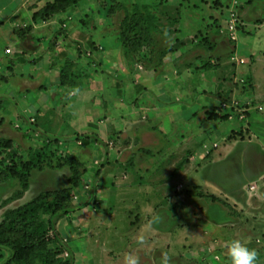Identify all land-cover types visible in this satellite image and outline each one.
<instances>
[{"label": "rangeland", "instance_id": "374dc122", "mask_svg": "<svg viewBox=\"0 0 264 264\" xmlns=\"http://www.w3.org/2000/svg\"><path fill=\"white\" fill-rule=\"evenodd\" d=\"M54 1L0 0V222L42 192L69 189V213L55 230L67 248L60 257L72 264H124L126 253L159 264L162 252L169 264H229L226 247H215L226 236L217 228L223 215L250 225L253 235L241 241L264 264V155L252 152L264 153V0H82L47 17L42 10ZM135 6L149 35L129 57L120 34ZM40 48L53 52L37 60ZM173 52L186 56L170 69L175 93L166 94L162 58ZM72 69L95 80L89 91L74 85ZM162 73L164 94L152 103L168 129L143 123L158 110L137 94ZM178 130L172 146L151 134ZM36 155L42 170L22 191L4 169ZM184 207L191 219L174 227L157 213L179 218ZM147 208L153 231L139 227ZM206 213L216 230L200 233ZM202 236L212 252L199 246ZM5 257L0 250V264Z\"/></svg>", "mask_w": 264, "mask_h": 264}, {"label": "trees", "instance_id": "16d2710c", "mask_svg": "<svg viewBox=\"0 0 264 264\" xmlns=\"http://www.w3.org/2000/svg\"><path fill=\"white\" fill-rule=\"evenodd\" d=\"M79 1L82 0H55L53 3L47 4L42 13L50 17ZM141 9V7L135 6L132 14L127 15L122 23L120 42L126 56L129 57H134L142 49L149 35ZM63 74L61 69L59 76ZM70 76L71 79L73 78L74 85L78 86L82 79L88 78V75L86 78L77 77L78 75L74 73L73 69ZM62 78L60 77V80ZM60 83H64L63 79ZM42 159V155H36L21 163L19 167L5 168L4 172L21 182V190L25 191L28 188L31 171L42 170ZM70 168L74 175L76 167ZM74 179L77 181V178ZM73 185L75 186V183ZM71 198L72 194L69 189L46 191L26 204L6 211L0 222V250L6 253L1 264H72V259L60 257L67 248L55 230V221L69 213L68 204Z\"/></svg>", "mask_w": 264, "mask_h": 264}, {"label": "crops", "instance_id": "0c3cea01", "mask_svg": "<svg viewBox=\"0 0 264 264\" xmlns=\"http://www.w3.org/2000/svg\"><path fill=\"white\" fill-rule=\"evenodd\" d=\"M177 27H178V29H182V26H181V23H179V25H177ZM15 38V37H14ZM76 39H73L72 41H75ZM45 41H46V39L45 38H42V37H38V38H34L33 39V43L35 42V44H39L40 46L39 47H42V45L45 43ZM53 44V43H52ZM72 44V43H71ZM41 49V56H39L38 58H37V60H41V61H43V60H45L47 57H48V55H50V54H52V52L53 51H46L47 49H43V48H40ZM55 50H57V51H59L58 49L59 48H54ZM33 49H28V51L29 52H31ZM175 52H173V53H167L166 55H165V57H163L162 58V61L163 62H165V63H163L162 65H164V68L165 69H168V67H169V69H168V72L166 73L167 75H166V77H165V81L168 83V88H169V90H166L165 92H166V94H168V91H171L172 93H175V91H174V89H171V87H173L172 85H173V80H172V78L170 77V75H169V73H171L170 71H172V70H170V69H176V67H180V65H181V59H183V57L184 56H186V54H183V57H181V55H177V57H175V55H176V53L174 54ZM57 55V54H56ZM168 56V57H167ZM179 57V58H178ZM176 66V67H175ZM42 69H44L43 67H42ZM45 72L46 73H48V71L47 70H45ZM173 72V71H172ZM89 73V72H88ZM162 75H164L165 76V73H162L161 75H159L158 77H156L155 79L154 78H150L149 80H151L150 81V83H149V85H143L144 87H142V90H141V86L142 85H140L139 84V86L138 85H136V86H138L137 87V94H140V93H146L147 95H146V97H142V98H140V99H143L144 100V104H143V107H145V108H147V109H149L148 111H150L151 109L150 108H152V109H154L155 111H157L159 108L156 106V105H154L152 102H155V100L156 101H158V98H161V95L162 94H164V90L163 89H160V87L158 86V78L159 77H161ZM95 80L94 79H92L91 77H90V75L88 76V78L86 79V80H81V84H80V86H84V89H82V91L83 92H86V91H89V89H90V84H94L95 82H94ZM138 84V83H137ZM147 87V88H146ZM156 94V95H155ZM155 95V96H154ZM164 100L163 101H167V97H162ZM31 107H33V106H31ZM260 107V106H259ZM158 113L157 114H154L153 116H145V117H143V120L145 121V122H143V123H149V124H152V125H158V126H162V129H163V126H164V128L165 129H168L167 128V126H168V123H167V121H166V119H165V116H163V113H160V111L158 110L157 111ZM36 112H33V114H35ZM30 114H32V111H30ZM142 114V113H141ZM151 114H153L152 112H151ZM159 114H160V116H159ZM156 115V116H155ZM40 118H42V117H40ZM152 120V121H151ZM84 121H85V119H84ZM129 122V121H128ZM192 123V122H191ZM125 124V123H124ZM126 125V124H125ZM181 128H185V125H183ZM164 132H151V134H153L154 136V139L156 140V141H159V140H162V141H165L166 143H168V145H173L174 143H172V141L174 140V139H177L176 137L177 136H179V137H181L180 136V133L181 134H184V132L183 131H181V132H179V130L176 132V133H174V134H172L171 136H169V138L167 137V135L166 134H163ZM170 142V143H169ZM171 145V146H172ZM183 148H185L186 147V145L184 144L183 146H182ZM253 148H256V146H254ZM251 151V150H250ZM244 152L245 151H242V152H240L241 153V156L244 154ZM253 153H254V155L256 156V154L255 153H257V155H259V156H263L264 155V153L261 151L260 153L261 154H259V152H257V150L256 151H252ZM253 169H255V168H253ZM257 180H259L258 178H257ZM255 182V181H254ZM199 186V185H198ZM120 187H122V188H124L123 187V184H120V185H118L117 183H116V189L118 190V189H120ZM115 189V190H116ZM260 199L261 198H259V202L257 203V204H263L264 203V200H261L260 201ZM192 199H189V205H192L193 203H192ZM180 205V204H179ZM185 204H182L180 207H183ZM186 205H188V204H186ZM185 205V206H186ZM247 205V209L249 210V212H251L252 210H253V206L254 205H256V204H254V205H249V203L248 204H246ZM235 206V205H234ZM186 209H187V207L185 208H183V211H180V210H178L179 211V214H178V217L179 218H176L175 216V214H172L171 216H169L167 213H166V211H165V209L164 210H160V212L159 211H157V213L159 214H161V215H163V216H167L169 219H168V221L171 223L170 224V226L171 227H174L175 226V221L176 220H182V221H189L190 219H191V216H189V217H187V218H185L186 216V214H184V212L186 211ZM188 210V209H187ZM148 212V213H151V211H152V208H150V209H143V213H142V217H144L141 221H143V224H141L139 227H141V229L143 230V229H145V230H150V231H153L154 229H152V228H150V226H148V227H146L145 226V224H144V221H146V217L149 215H146L147 213H145V212ZM188 211H191V209H189ZM187 213H189V212H187ZM155 214H156V212H155ZM154 214V215H155ZM219 214H221V216L223 215V210H222V208H220V211H219ZM208 215H207V213H206V215H205V217H204V219H205V224H203V227H201V230H200V233L202 232V230H204V229H207V230H209V232L208 233H211L212 231H214V229L215 228H213V226H212V223H210V221L208 222V217H207ZM261 217H263V216H261ZM223 220H225V221H223ZM228 220V222H226ZM178 223H180V222H178ZM177 223V224H178ZM244 223H242V222H240L238 219H227V218H225V216L223 215L222 216V223L221 224H218L217 225V228H219V230H221V231H223L224 233H225V237L223 236V237H221L220 239L218 238L217 239V242L215 243V247H218V248H223V247H226V242H227V240H230V239H243L244 238V240L245 241H248V239H249V237L250 236H252L253 234H252V232H251V230L249 229V227L248 226H250V225H243ZM216 230V229H215ZM261 234V233H260ZM263 234H264V230H263ZM202 242L200 243V247L201 248H204V249H206V253H208V252H212V250H210L211 249V247H212V241L211 240H208V238H204V236H202ZM204 242V243H203ZM188 243H190V242H188ZM225 251V250H224Z\"/></svg>", "mask_w": 264, "mask_h": 264}, {"label": "clouds", "instance_id": "9594fccd", "mask_svg": "<svg viewBox=\"0 0 264 264\" xmlns=\"http://www.w3.org/2000/svg\"><path fill=\"white\" fill-rule=\"evenodd\" d=\"M226 254L229 264H257V252L248 247L240 239H230L226 242ZM124 264H139L138 257L132 253L123 256ZM170 257L167 252H162L159 264H169Z\"/></svg>", "mask_w": 264, "mask_h": 264}, {"label": "built area", "instance_id": "2783aa9c", "mask_svg": "<svg viewBox=\"0 0 264 264\" xmlns=\"http://www.w3.org/2000/svg\"><path fill=\"white\" fill-rule=\"evenodd\" d=\"M229 35H230V38L233 40V41H236L237 39V32H236V27H235V30H234V26L231 25L230 28H229ZM5 53L6 54H9L10 53V50L9 49H6L5 50ZM241 63H243V61H240ZM258 110H260V108H258Z\"/></svg>", "mask_w": 264, "mask_h": 264}]
</instances>
